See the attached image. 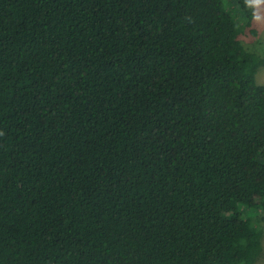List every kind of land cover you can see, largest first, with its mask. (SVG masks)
<instances>
[{
  "label": "trees",
  "instance_id": "trees-1",
  "mask_svg": "<svg viewBox=\"0 0 264 264\" xmlns=\"http://www.w3.org/2000/svg\"><path fill=\"white\" fill-rule=\"evenodd\" d=\"M255 17L254 0H0V264H256Z\"/></svg>",
  "mask_w": 264,
  "mask_h": 264
},
{
  "label": "rangeland",
  "instance_id": "rangeland-1",
  "mask_svg": "<svg viewBox=\"0 0 264 264\" xmlns=\"http://www.w3.org/2000/svg\"><path fill=\"white\" fill-rule=\"evenodd\" d=\"M256 4V17L251 27H244L240 37L243 45L250 51L262 54L264 53V0H254ZM253 30V31H252ZM257 83H264V67H260L256 75ZM255 213L250 212L251 220L254 226L264 229V210L260 211V218ZM264 245V237H263ZM256 264H264V251L262 258Z\"/></svg>",
  "mask_w": 264,
  "mask_h": 264
}]
</instances>
